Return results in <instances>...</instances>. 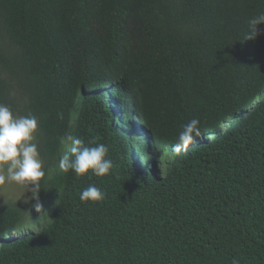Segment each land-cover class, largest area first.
<instances>
[{
  "label": "trees",
  "instance_id": "1",
  "mask_svg": "<svg viewBox=\"0 0 264 264\" xmlns=\"http://www.w3.org/2000/svg\"><path fill=\"white\" fill-rule=\"evenodd\" d=\"M260 13L264 0H0V103L39 120L52 219L0 204V264H264V23L246 39ZM192 119L204 139L176 155ZM66 132L105 144L110 174L62 172ZM93 184L104 198L81 201ZM26 220L37 232L11 236Z\"/></svg>",
  "mask_w": 264,
  "mask_h": 264
},
{
  "label": "clouds",
  "instance_id": "2",
  "mask_svg": "<svg viewBox=\"0 0 264 264\" xmlns=\"http://www.w3.org/2000/svg\"><path fill=\"white\" fill-rule=\"evenodd\" d=\"M247 23L249 31L246 39H254L258 35V26L264 23V13L250 18ZM199 123L198 119H192L182 126L173 153L179 155L201 135ZM38 131L39 120L36 115L29 113L17 116L9 106L0 103V185L15 183L26 186L27 191L31 192L28 199L35 201L33 207L41 213L39 191L45 170L38 150ZM60 144L64 148L58 160L62 172L72 170L77 176H82L91 170L96 176H105L115 167L113 161L107 158L108 148L103 143L86 146L81 138L66 132L60 138ZM79 198L84 202H96L104 198V192L93 184L83 189ZM232 264H240V261L233 258Z\"/></svg>",
  "mask_w": 264,
  "mask_h": 264
},
{
  "label": "rangeland",
  "instance_id": "3",
  "mask_svg": "<svg viewBox=\"0 0 264 264\" xmlns=\"http://www.w3.org/2000/svg\"><path fill=\"white\" fill-rule=\"evenodd\" d=\"M239 116H241V115H239V113H238V114H234V115L230 116L229 118H227L225 120L226 123H224V125L221 126V130H224L227 126L235 123L239 119ZM220 133H221L220 131L215 130L214 132H211L208 135L211 136V137H214L215 135H218ZM196 139H198V141H201L204 138L202 136H200L198 138H195L194 142H195ZM29 197H31V192L27 191L26 186H20V185H17L15 183H6L4 185H0V204H2L4 201H6L8 199L13 201V202H16L18 200H28ZM40 204L42 205V212H41L42 214H44V210L45 209L47 210L45 212V215L47 216V220L46 221H48L49 218H50V209L48 210V207H47L45 202L44 203H40ZM33 213H35V211ZM37 229H38V227L36 225H29L28 220H26L23 223V228H18L16 230L12 231L10 233V235L11 236H22V235L26 234L27 232H32V231L37 232ZM9 232L10 231H5L4 233H2L0 235V243L5 238L10 237L9 236Z\"/></svg>",
  "mask_w": 264,
  "mask_h": 264
}]
</instances>
